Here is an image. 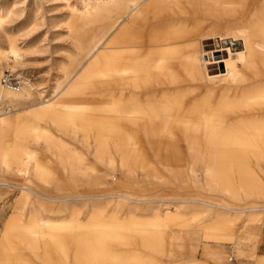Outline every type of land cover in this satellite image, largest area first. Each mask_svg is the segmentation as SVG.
<instances>
[{
    "label": "bare ground",
    "instance_id": "obj_1",
    "mask_svg": "<svg viewBox=\"0 0 264 264\" xmlns=\"http://www.w3.org/2000/svg\"><path fill=\"white\" fill-rule=\"evenodd\" d=\"M104 9L111 54L95 50L60 94L19 115L12 103L29 101L33 86L10 90L0 79V186L17 188L37 213L8 225L0 264H161L175 239L168 232L206 219L213 244L233 245L240 230L259 237L264 0H110ZM2 55L17 64L27 53L9 45ZM98 80L107 81L102 104L87 91ZM52 163L71 172L75 192H62ZM196 166L211 197L141 189L195 187ZM236 251L264 264L253 251Z\"/></svg>",
    "mask_w": 264,
    "mask_h": 264
},
{
    "label": "rangeland",
    "instance_id": "obj_2",
    "mask_svg": "<svg viewBox=\"0 0 264 264\" xmlns=\"http://www.w3.org/2000/svg\"><path fill=\"white\" fill-rule=\"evenodd\" d=\"M109 1L0 0V51L6 52L7 47L13 45L24 49L27 53L24 58L17 61V64L11 62L12 58L2 55L0 57V79L7 70L14 76L22 77L23 81L29 82L34 89L29 101L20 105L12 103L13 111L19 115L25 114L30 110L26 108L38 103L41 99L51 98L54 95L53 91L60 94L80 76L81 70L95 50L102 54H111L112 49H109L110 45L108 40L106 41L109 33V19L104 9ZM94 7L103 9L100 18L85 20L87 22L83 24L84 14L93 12ZM106 47L108 48L104 49ZM212 49V46L204 47L206 53ZM210 66L213 70L214 65ZM211 70L210 72L213 73ZM89 90L95 94V101L92 103L102 104V99L98 97L101 93H105L104 90L107 91V81L98 80L91 83L87 91ZM3 104V100L0 99V113L5 108ZM30 146L33 149L36 148L31 142ZM75 147L74 144L69 148ZM37 150L40 152L39 158L49 159L50 156L43 151L42 147H37ZM52 166L55 167L61 179L62 192H75L71 184V172L68 170L63 173L56 163H52ZM254 169L264 181V161H258ZM195 174V187L188 189L150 185V183H142L141 189L147 194L157 196H170L171 193L178 195L186 192L189 195L199 194L204 198L211 197L203 190L204 171L200 166L195 167ZM119 181L122 182L120 178ZM20 199L17 188L0 186V241L5 237L6 228L11 222L16 221L22 225L27 223L29 218L32 220L36 217L37 213L30 210L29 206H23ZM43 216L47 217V215ZM52 217L56 218L55 215ZM139 219L145 221L147 216L140 215ZM206 221L207 219L196 221L195 225L199 224L198 227L170 230L169 236H175V239L166 241L165 249L170 257H163L158 262L161 264H220L215 260L221 259V264L234 262L236 264H256L255 261L239 255L236 249L246 248L256 255L259 237L254 238L248 231L240 230L233 245L213 244L212 240L205 237L202 230ZM262 228L260 226L257 229L261 231ZM202 248H206L207 253L203 252ZM229 257H232L233 262H228ZM31 264L38 263L31 262Z\"/></svg>",
    "mask_w": 264,
    "mask_h": 264
},
{
    "label": "built area",
    "instance_id": "obj_3",
    "mask_svg": "<svg viewBox=\"0 0 264 264\" xmlns=\"http://www.w3.org/2000/svg\"><path fill=\"white\" fill-rule=\"evenodd\" d=\"M1 84L6 89L18 90L23 84V78L14 76L13 74L5 71L1 77ZM233 262V261H230Z\"/></svg>",
    "mask_w": 264,
    "mask_h": 264
},
{
    "label": "crops",
    "instance_id": "obj_4",
    "mask_svg": "<svg viewBox=\"0 0 264 264\" xmlns=\"http://www.w3.org/2000/svg\"><path fill=\"white\" fill-rule=\"evenodd\" d=\"M258 234H259L260 241H259L258 247L256 248V256L264 257V228H262V230L259 231ZM243 250L250 251V250H247L246 248H244Z\"/></svg>",
    "mask_w": 264,
    "mask_h": 264
}]
</instances>
